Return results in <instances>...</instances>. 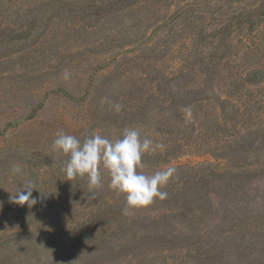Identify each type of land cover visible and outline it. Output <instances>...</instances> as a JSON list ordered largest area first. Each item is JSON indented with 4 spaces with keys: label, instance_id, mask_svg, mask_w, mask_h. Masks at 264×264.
<instances>
[{
    "label": "rangeland",
    "instance_id": "1",
    "mask_svg": "<svg viewBox=\"0 0 264 264\" xmlns=\"http://www.w3.org/2000/svg\"><path fill=\"white\" fill-rule=\"evenodd\" d=\"M126 127L177 170L128 214L51 147ZM0 264H264V0H0Z\"/></svg>",
    "mask_w": 264,
    "mask_h": 264
},
{
    "label": "clouds",
    "instance_id": "2",
    "mask_svg": "<svg viewBox=\"0 0 264 264\" xmlns=\"http://www.w3.org/2000/svg\"><path fill=\"white\" fill-rule=\"evenodd\" d=\"M107 103L110 110L117 113L122 110L123 106L119 103ZM184 112L191 116L190 107L185 108ZM51 147L53 152L68 158L61 169L67 181L77 177L86 178L89 190H96L103 187L102 174L106 173L109 189L125 198L124 214H128L129 210L148 206L157 199L165 200L168 193L162 189L175 178L177 171L174 166L151 174L139 171L143 168V156L153 154L164 146L151 138H142L140 131L133 127L124 128L121 136L116 139H110L100 132L85 134L80 139L58 130ZM21 171L18 164L11 166L13 176ZM34 190H37L35 182L26 180L10 195V202L19 206L27 204L31 208L37 203V199L33 197Z\"/></svg>",
    "mask_w": 264,
    "mask_h": 264
}]
</instances>
